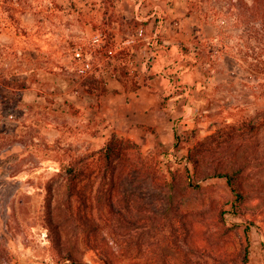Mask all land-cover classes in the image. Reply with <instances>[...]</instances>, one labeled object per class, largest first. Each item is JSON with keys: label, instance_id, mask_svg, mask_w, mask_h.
Returning <instances> with one entry per match:
<instances>
[{"label": "rangeland", "instance_id": "obj_1", "mask_svg": "<svg viewBox=\"0 0 264 264\" xmlns=\"http://www.w3.org/2000/svg\"><path fill=\"white\" fill-rule=\"evenodd\" d=\"M105 1L28 0L13 25L0 15V46L22 56L23 72L32 59L39 67L0 109L1 264L9 253L16 264H62L60 252L83 264H264V0ZM86 67L105 94L75 89V70ZM113 132L138 143L152 166L122 172L117 208L144 219L122 227L117 243L88 237L56 175ZM15 135L26 145L8 146ZM209 146L219 151L194 171L188 154ZM209 160L244 166L240 206L224 177L202 178ZM47 186L60 251L44 220ZM163 212L176 224L173 248L166 221L146 218Z\"/></svg>", "mask_w": 264, "mask_h": 264}, {"label": "trees", "instance_id": "obj_2", "mask_svg": "<svg viewBox=\"0 0 264 264\" xmlns=\"http://www.w3.org/2000/svg\"><path fill=\"white\" fill-rule=\"evenodd\" d=\"M105 2L107 3L105 6H113V0H106ZM28 6V0H0V15H3L1 17L6 19L8 23L12 21L13 25L16 21V12L19 10H26ZM105 21L110 25L112 22L111 17H108ZM261 21L264 26V11L261 15ZM15 27L17 30L19 29L18 25ZM0 29L2 30L1 26ZM109 43V39L107 38L105 43L98 47L97 51L101 55H108L110 51ZM21 57L22 56L18 55V52L4 49L0 46V109L4 108L2 107L3 102H10L8 94H15L18 97L16 99H20L19 97L24 93L23 91L30 86L32 78L35 79L32 76L38 73L39 67L33 62L34 59L31 61L33 66L30 67V71L28 70L29 73L20 70ZM12 63L16 66V71H12ZM49 70L54 73L53 69ZM75 71L78 77V79L74 80L76 82L75 89L79 91V94L101 95L107 92V86L102 77L97 75L90 67L78 68ZM65 104H67L68 109L77 112L72 102L65 101ZM4 125L5 122L1 121L0 118V129H2ZM245 127L246 126H241L239 128L240 131L238 136L240 138H244V134L247 133L246 130H244ZM247 128L250 132L254 130V126L249 123ZM220 134L219 136H224V133ZM175 137L177 140L175 148L178 149V142L180 140L179 135L176 134ZM218 137H215L216 140ZM14 138H17V135L7 142L8 146H12L13 143L26 145V142L24 143L26 140ZM30 140L34 142L33 137L30 138ZM217 148L216 146H209L205 149L194 148L196 153H191V150L187 159L188 162L192 164L194 171L200 172L199 170L202 163L206 162L204 156L217 153V150L219 151ZM0 150H2V146ZM236 150L238 149L236 148ZM212 159L213 158H211V160ZM172 162L174 164L176 161ZM169 164L170 163H166L167 168H170ZM212 164L213 162L211 163L209 160L205 165L206 171L202 174V178L205 179L211 176L224 177L226 183L235 194L232 205L235 207L240 206L241 202L245 199V187L242 180H240L244 174V166L239 165L240 163H235L233 166L224 165L220 161L212 168ZM150 167H152L151 162L143 155L138 143L129 138L120 137L113 132L103 146L91 149L80 156H74L66 163L61 162L60 171H58L56 175L64 181L68 192V202H70V206H72L70 209L72 208L77 224L81 226L83 231L88 233V237L96 240L99 236L108 234V238L117 243V239H123V233L120 230L122 227L129 230L130 226L132 227L136 224L137 227L138 224H141V219H144V217L140 219V217L134 216L130 210H127L126 213L123 209L117 208V188L121 180L122 172L125 168H131L138 173H145ZM184 170L186 172L188 171L186 165L184 166ZM171 172L170 170V173ZM174 179L175 176L171 175V184ZM46 190L48 197L45 199V204L43 205L45 207L44 220L47 223L49 232L53 234V243L60 251L61 245L59 243L61 235L54 221L52 212L53 188L47 186ZM146 218L147 220L152 219L153 221L156 220L157 222H161V228L165 226L166 221L169 230L168 243L169 246L173 248L174 244L177 243L176 238H178V235L176 233V224L171 219L169 220L168 215L165 212H163L162 215L151 213V215H148ZM130 233L131 232L127 233L128 238H125V241L130 240ZM6 256L7 258L4 260V264L5 262L7 264H16V262H12L15 258L11 256L10 253L6 254ZM60 257L63 262L62 264H83L76 259L71 252L64 254L60 252ZM1 262L0 259V264Z\"/></svg>", "mask_w": 264, "mask_h": 264}]
</instances>
